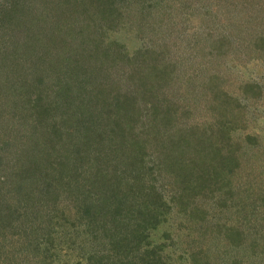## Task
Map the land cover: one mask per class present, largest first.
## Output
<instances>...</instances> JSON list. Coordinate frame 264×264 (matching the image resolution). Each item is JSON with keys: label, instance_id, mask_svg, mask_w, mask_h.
<instances>
[{"label": "trees", "instance_id": "1", "mask_svg": "<svg viewBox=\"0 0 264 264\" xmlns=\"http://www.w3.org/2000/svg\"><path fill=\"white\" fill-rule=\"evenodd\" d=\"M117 1L14 0L7 16L5 13L0 20V31L6 24L13 25L15 19L21 21L23 29L19 41L17 32L4 33L6 37L0 33V67L4 68L0 70V171L6 175L4 181L0 179V249L9 242L5 234L14 224L18 228L28 225L26 230L32 226L22 236L27 238L28 247L35 245L39 249L47 241L49 250L51 238L40 233L45 229L56 230L57 225L64 227L71 211L65 213L61 200L74 199L85 225L103 227L102 243L111 245V252L118 250L119 255L122 248L124 256H120L124 259L114 258L112 264H162L151 231L171 223L173 215L181 214L200 194L214 195L218 190H225L232 192L233 197L239 195L240 201L243 193L247 197L256 196L259 187L253 182L239 180L238 189L233 179L241 176V167L250 169L246 171L253 175L255 166L262 176L260 185L264 192L263 144L252 136H244L239 144L233 136V131L239 128L233 125L236 121L238 125L239 121L248 123V116L243 115L246 104H234L239 113L230 116L228 121L213 104L211 109L218 112L214 123L200 128H189L186 123L178 132L183 124L173 110L177 106L169 105L171 92L167 81H176L175 65L180 62L171 58L169 61L162 52L164 48H156L152 42L143 51L128 52L121 45L120 37L118 41L112 34L119 24L120 30L136 26L139 33L146 34L149 29L165 33L172 28L163 19L154 28L149 20L138 18L136 24L129 22L125 27L129 14L121 11ZM150 5L159 17L171 13L168 8L173 6L169 2ZM35 6H41L44 14L51 11L56 17H51V23L45 21L39 25L41 16H26L27 10L38 9ZM242 9L248 10L239 7V12ZM206 13L212 15L210 10ZM225 13L232 14L231 8ZM234 17L231 16L233 20ZM237 18L241 20L237 31L246 32L244 36L239 35V50L244 52L239 51L240 59L249 61L254 55V60L261 64L264 26L258 25L254 16L245 22ZM98 21L108 25L102 30L103 25ZM254 26L257 30L252 29ZM227 27L223 25L224 32L213 34L211 41L199 40L200 55L206 56L205 47L209 48V57L218 59L221 54H227L226 46L234 42L232 35L227 34ZM177 42H182L184 49L193 45L187 37ZM53 52L59 54L58 66L54 64ZM207 80L205 87L209 85ZM51 81L59 84L61 96L66 97V106L71 110L67 118H62L63 124L53 122L55 117L51 112L32 110L45 102L43 91ZM128 81L137 83L135 89L131 85L124 87ZM254 84L247 83L243 89L250 93L257 87ZM28 86L33 87L28 90ZM260 90L263 95L262 87ZM143 113L142 125L136 130L134 123ZM128 130L133 137L130 138L131 132L127 134ZM218 131L225 135L213 137ZM14 157L22 163L18 172L9 165ZM206 165L210 169L204 168ZM162 180L174 186L168 189ZM179 203L183 208L176 211ZM33 228L38 236L31 234ZM72 229L76 228H70L69 233ZM252 234L244 243L247 250L255 252L259 240H255L256 233ZM83 239L92 237L83 235ZM0 251L1 257L3 250Z\"/></svg>", "mask_w": 264, "mask_h": 264}, {"label": "rangeland", "instance_id": "2", "mask_svg": "<svg viewBox=\"0 0 264 264\" xmlns=\"http://www.w3.org/2000/svg\"><path fill=\"white\" fill-rule=\"evenodd\" d=\"M13 2L14 0H0V20L3 19L5 13L7 16L14 5ZM117 2L122 6L121 11L129 14L124 22L125 27L129 25V22L136 24L135 19L138 18L140 20L144 19V21L149 20L154 28L163 19L162 21L167 23L166 26L172 28V30L165 33H156L154 30L149 29L150 31L146 34L144 31V33H139L136 26L120 30L122 26L119 24V28L113 29L114 33L112 34L117 36V39L120 37L121 45L128 52L133 53L137 49L143 51L144 46L152 45V42L156 48H164L162 52L169 61H171V58L180 62L175 65L177 71V75L175 74L176 81L171 79L167 81L168 92H171L169 105L175 104L177 106L176 109H172L176 110V118H179L183 124L178 132L186 126V123L189 128H200L214 123L216 121L214 120L215 114H218V112L211 109L213 104L223 113L222 116L225 115L223 119L228 121L230 116H236L239 113L235 111L237 107L234 104L241 103L246 104L245 114L243 115L248 116L249 119L246 125L241 121H239V125L238 121L233 124L239 127L233 131V136L236 137L235 140L241 144L244 136H252L255 141L262 143L264 146V62L260 64L257 60H254V55L249 61L240 59L239 35L244 36L246 32L239 33L236 29L239 26V21L241 22L237 17L245 22L250 19L249 17L254 16L256 18L255 22L264 26V0H118ZM154 2H159L161 5L163 2L171 3L173 6L168 8L171 13L161 14L159 17L157 11L150 5ZM254 4L256 7H254ZM239 7H246L248 10L242 9L239 12ZM227 8L232 10V14H228L229 17L225 13ZM36 9V11L27 10L26 16L28 18L30 15L35 16L33 18L41 16L42 20H38L41 21L38 23L39 25L45 21L52 22L55 15L51 11L44 14L41 6L36 7ZM207 10H210L212 15L206 13ZM180 11H183V14H178ZM234 11L239 13L233 14ZM234 15L236 18L234 17L233 20L231 16ZM99 22L101 23V21ZM101 24L103 30L108 22H102ZM225 24L228 26L227 34H231L234 40L232 44L226 46L229 48L227 54H221L218 59L209 57L207 54L209 48L205 47L206 56L200 55L203 41L207 38L211 41L214 38L213 34L223 33L224 30H221V28ZM5 26V29L0 31L1 36L4 33L17 32L16 36L19 41V36L23 33L21 21L15 19L13 25L6 24ZM252 29L255 30L256 27L254 26ZM164 34L168 35L165 36ZM183 36L189 38L190 44L193 43L188 49H184L186 46L182 42H177V39L181 40V38L183 41L185 38ZM150 38L153 40H150ZM201 38H203L202 43L199 41ZM0 42L2 43L1 40ZM56 53L53 52L56 58L54 59L55 66L60 61V58L58 59L59 54ZM242 53L244 54V52ZM210 60L213 65L209 67ZM2 69L4 68L0 67V70ZM51 73L58 76L55 69H51ZM213 73H217V75L213 76ZM206 79L209 83L207 87L203 86ZM1 83L0 80V85ZM49 83V88L43 91L45 102L43 104L41 102L39 106H34L32 110L36 113L51 112L55 117V119L52 118L53 122L63 124L62 118H67L71 110L69 106H66V97L63 99L61 96L59 84H55L56 81ZM247 83H255L254 85L257 87L254 91L247 93L243 89V86ZM129 85H131V89H135L137 83L133 84V82L128 81L125 82L124 87H129ZM31 87L33 86H28V90ZM260 87H262L263 95ZM100 91L98 90V92ZM98 92L96 91V94ZM256 92L258 97H255ZM143 117L144 113L135 121L136 130L139 129L141 121L144 120ZM127 134H130V138L133 137L131 130H128ZM222 135H225V133L218 131L213 137L220 138ZM241 150L239 152L240 156L242 154ZM9 165L17 172L22 167V163L16 160V157L11 159ZM204 168L208 170L210 166L206 165ZM255 168L256 166L253 168L254 174L248 175L246 170L250 169L241 167V176H235L233 179L237 183L238 189L239 180L244 183L251 182L252 184L253 182L259 187L256 193L254 192L256 196L247 197V193H243L241 202L239 195L233 197L232 192H226L225 190H218L214 195L213 193L200 194L196 202L193 203L194 205L190 204L184 208L181 214L173 215L171 223H165L151 231L153 244L158 246L162 264H264V192L263 187L260 185L262 176L259 171L256 172ZM0 179L3 181L6 179V175L2 171H0ZM162 181L165 185L168 182V180ZM178 185L180 187L181 184ZM173 186V184H167L166 188L169 189ZM7 197L9 198V196ZM60 206L66 209L65 213L71 211L70 216L66 217L68 221L65 222L64 227L57 225L56 230L45 229L40 233V236L45 235V237L51 238L52 243L48 241L51 245L49 250L46 249L45 242L47 241L42 242L39 249L35 248V245L34 247H28L27 238L23 239L22 236H24L25 231L30 232L32 226L26 230L29 227L28 225L18 228L13 224V229L8 230V234H5L9 242L0 249L3 250L0 264H112L115 259L123 255L122 248H120L119 255L118 250H115L114 253L111 252V245L106 246L102 243L100 236L102 226L89 228L85 225L84 220L79 218L77 201L63 199ZM12 207L14 208V206ZM40 208L42 209V206ZM182 208V204L179 203L176 206V211ZM21 212H26V209L24 208V211L21 210ZM42 214H46V212ZM70 228L76 229L70 230L69 233ZM118 230L120 231L121 228L118 227ZM33 231L31 234L38 236L34 228ZM252 232L256 233L257 239L255 240H259L258 250L256 249L255 252L247 250V243H244L248 240L246 237L253 235ZM83 235H90L92 239L84 240ZM97 251L100 253L97 254ZM95 253L97 254L96 257L89 258L90 255Z\"/></svg>", "mask_w": 264, "mask_h": 264}]
</instances>
